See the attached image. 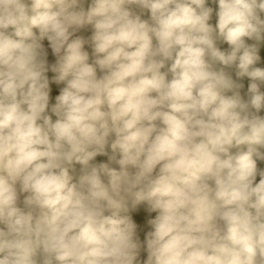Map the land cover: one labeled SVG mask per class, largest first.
I'll return each mask as SVG.
<instances>
[{"label":"clouds","instance_id":"9594fccd","mask_svg":"<svg viewBox=\"0 0 264 264\" xmlns=\"http://www.w3.org/2000/svg\"><path fill=\"white\" fill-rule=\"evenodd\" d=\"M84 3L0 0V264H264V0Z\"/></svg>","mask_w":264,"mask_h":264},{"label":"trees","instance_id":"16d2710c","mask_svg":"<svg viewBox=\"0 0 264 264\" xmlns=\"http://www.w3.org/2000/svg\"><path fill=\"white\" fill-rule=\"evenodd\" d=\"M89 4H90V0H85V3L82 6L86 10L87 7L89 6ZM209 6L213 7L214 10L216 8V5H214V4H211ZM134 10L138 11V9H134ZM146 17H147V14H145V18ZM210 23H212L213 25L215 24V15H213V19L210 21ZM9 31H11V29H9ZM91 31H92L91 27L89 26V27L81 30V32L77 33V35H81L85 38H88L91 35ZM34 32H36L38 34V31L35 29H34ZM42 43H43L44 47L47 48V41L45 40ZM221 47L226 48L227 45H221ZM86 50H88L89 52L91 51L90 49L87 48V46H86ZM259 55H260L261 59H260V62L256 66L264 68V43H262L260 46ZM48 60H49V63L55 62V58L51 55L50 50H49ZM47 75L49 77V80L51 81L53 76H54V73L49 72ZM241 82L245 84V90H246V86L248 83L247 79L244 78ZM63 87H64L63 83H60V84L50 83V89H51V91H50V106L55 103V97L57 95H59L60 89ZM261 115H264V111L261 112ZM53 120H55V117H53ZM101 162H107V157L106 156L96 157L94 163H101ZM258 167H264V162H258ZM74 168H75V172L70 173V174H72L75 178L76 176L79 175L80 166L75 165ZM258 180H259V177H257V182H258ZM129 215L133 219V222L137 225V235L139 236L141 241H143L146 232L150 230V228L147 224V221L149 219L154 218L155 213H148L146 207L142 205V206L138 207L136 210L130 211ZM146 259H147V254H146V252L142 251L141 255L139 257L141 264H143V262Z\"/></svg>","mask_w":264,"mask_h":264}]
</instances>
